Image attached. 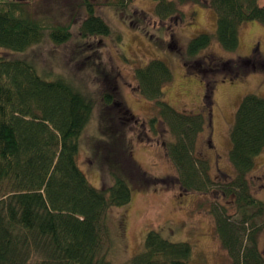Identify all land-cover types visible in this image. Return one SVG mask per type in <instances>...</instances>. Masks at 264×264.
Here are the masks:
<instances>
[{
    "label": "trees",
    "instance_id": "trees-1",
    "mask_svg": "<svg viewBox=\"0 0 264 264\" xmlns=\"http://www.w3.org/2000/svg\"><path fill=\"white\" fill-rule=\"evenodd\" d=\"M154 1V14L161 20L180 15L187 4L216 13L214 33H200L187 43L183 58L187 73L203 77L222 64L237 75L235 69L243 64L251 62L252 70L264 65L258 56L240 58L233 66L215 54L192 60L208 50L213 39L225 51L236 50L244 23L264 25L260 0ZM85 5L87 15L78 30L81 44L73 58L89 51L94 55L85 62L86 69L103 85L101 93L86 92L81 84L60 75L44 77L30 59L14 56L26 53L45 36L57 45L68 42L71 24L44 25L23 3L0 0V48L12 55L0 56V264H113L102 254L103 236L109 232L104 221L108 210L127 205L134 189L158 182L139 170L131 157L125 127L138 121L119 100L114 76L87 43L111 30L92 5ZM134 78L139 94L154 111L150 131L171 137L165 153L176 169V184L185 192L213 196L210 213L230 264H264L257 241L264 229V201L254 196L250 181L256 158L264 151V97L249 93L239 101L229 128L228 158L235 175L220 174L223 179L215 180L207 158L195 154L198 136L210 124L209 105L204 112H191L175 110L164 101L163 88L172 73L160 59L135 68ZM213 82L204 80L206 100ZM95 108H99L98 129L106 137L105 142L96 141L95 152L113 162L109 172L114 177L111 185L100 188L90 184L78 164L79 140ZM221 200L239 219L231 220ZM192 253L191 244L172 242L149 230L141 250L121 264H191Z\"/></svg>",
    "mask_w": 264,
    "mask_h": 264
},
{
    "label": "rangeland",
    "instance_id": "rangeland-1",
    "mask_svg": "<svg viewBox=\"0 0 264 264\" xmlns=\"http://www.w3.org/2000/svg\"><path fill=\"white\" fill-rule=\"evenodd\" d=\"M6 1L23 3L32 16L44 25L71 24L72 36L68 42L57 45L45 36L26 53L14 56L30 59L42 76H63L76 85L81 84V89L86 92L101 93L103 85L93 79L91 70L86 69L85 62H91L90 51L73 58L81 44L78 30L87 15L85 4L92 5L94 13L111 30L108 36H93L86 41L88 45L92 43L102 64L114 76L119 100L138 121L137 125L131 122L125 127L134 163L158 182L134 189L127 205L108 210L104 221L109 232L108 236H103L102 254L113 264L124 263L141 250L147 232L157 230L172 242L191 244V264H230L210 213L213 196L185 192L176 184V169L165 153L171 137L166 133L154 134L150 131L148 121L154 111L151 103L137 90L134 70L152 59H160L172 73L171 82L163 88L164 101L175 110L191 112H204L205 104L209 105L210 124L198 136L195 154L207 158L211 177L220 180L223 179L220 174L228 177L235 175L228 158L231 147L229 128L243 96L253 93L264 97V65L258 64L252 70L251 62L243 64V67L235 69L239 71L237 75L222 64H218L215 71L204 72L203 77L187 73L183 65L187 43L200 33L213 34L215 31L216 13L199 5H184L180 8V15L161 20L154 14V0ZM259 4L264 5V0H260ZM206 54H215L220 62L230 65L236 64L240 58L258 56L264 59V25L255 21L246 22L240 28L236 50L225 51L213 39L208 50L192 60L202 59ZM1 55L12 56L9 51L0 48ZM204 80L214 81L207 100L204 98ZM98 113L99 108H95L80 137L78 154L79 167L95 188L109 186L114 181L109 172L113 162L105 160L102 152H95L96 141H106L105 133L98 129ZM250 181L254 196L264 201V151L256 158ZM220 202L228 207L231 220L239 219L227 201ZM257 241L264 256V229L259 230Z\"/></svg>",
    "mask_w": 264,
    "mask_h": 264
}]
</instances>
